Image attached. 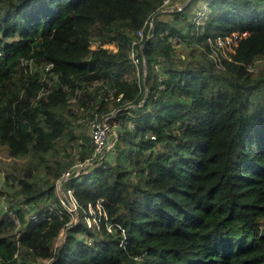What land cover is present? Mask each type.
Returning a JSON list of instances; mask_svg holds the SVG:
<instances>
[{"label":"trees","instance_id":"trees-1","mask_svg":"<svg viewBox=\"0 0 264 264\" xmlns=\"http://www.w3.org/2000/svg\"><path fill=\"white\" fill-rule=\"evenodd\" d=\"M199 1L160 11L162 0H0V155L19 184L0 209V264H264V62L252 69L264 59V0H210L196 24ZM155 14L137 67L130 44ZM234 33L223 53L218 40ZM175 38L217 56L194 66ZM72 96L96 112L130 105L112 149L126 147L66 182L81 220L56 247L68 218L46 203L59 202L56 181L74 163L60 145L83 137L90 155ZM101 198L112 231L85 220Z\"/></svg>","mask_w":264,"mask_h":264},{"label":"built area","instance_id":"built-area-1","mask_svg":"<svg viewBox=\"0 0 264 264\" xmlns=\"http://www.w3.org/2000/svg\"><path fill=\"white\" fill-rule=\"evenodd\" d=\"M189 0H162L159 10L160 11H170V10H178L180 11L184 6L187 5ZM197 15V14H196ZM195 15V16H196ZM149 26L148 34L145 35V28ZM154 27L153 18H148L144 25L138 29L135 33V38L130 44V55L138 67L140 64V52L142 53L143 40L145 36L150 38L152 34V30ZM246 33L244 32L243 35ZM238 35L234 33L232 36L226 37V39H219L218 44L222 47V45H229L232 48L233 44H237ZM174 45L177 44V38L173 41ZM53 67V63L49 62L45 65V70H50ZM42 79L49 80L47 75H43ZM121 95L117 97V100H120ZM120 109V108H119ZM117 109L114 112H98L93 113V117L89 118V127H90V139H91V152L90 155L85 157V159H76L73 164L69 165L62 173L61 177L56 181V193L59 197V202L57 203H46L51 212L58 211L59 214L62 215V218H68L65 227L62 228L59 233V237L65 234L67 235V230L78 224L81 220L80 216V204L78 199L76 198L73 190L70 187L66 186V182L71 177H77L82 173L86 172L88 169L93 167L95 161L99 163V161L103 160L104 157L108 154L110 149L113 147L114 141L118 138L120 134V125L115 122L117 113L119 111ZM151 138L155 136L151 134ZM104 162V161H103ZM100 162L99 164H102ZM103 199L97 200L95 203L89 202L86 210L84 211L86 216L85 220L87 225L91 229L100 230L102 228V224L104 223L106 228L109 231L113 230V227L116 223L111 222L108 219V211L103 203ZM32 220L39 219V215L36 211H33L30 215ZM124 232V229H122ZM57 247V244H56ZM44 264H51V260L47 259Z\"/></svg>","mask_w":264,"mask_h":264},{"label":"rangeland","instance_id":"rangeland-1","mask_svg":"<svg viewBox=\"0 0 264 264\" xmlns=\"http://www.w3.org/2000/svg\"><path fill=\"white\" fill-rule=\"evenodd\" d=\"M210 0H205L204 2H201V0L196 4L195 7V11H194V22L197 24L199 22H201L203 20V18L206 15V10H207V6ZM94 46H96L94 44ZM105 46H110V47H114L115 45L112 43L109 44H105ZM173 50L175 52V54L178 55H182L184 58L187 57L188 61L194 65H200L201 63H203L204 65H208L210 63V59H213L214 57H216V53H210L209 55L203 54L201 53V48L198 46V44L192 40V39H188L187 41L183 42V43H177L176 45H173ZM197 47V48H195ZM227 49H232L230 48L229 45H222V50L223 53L227 50ZM263 62L264 59H258L255 64L253 65L252 69L254 74L259 73V71L262 69L263 67ZM156 69L158 70L159 74V78L162 79L164 76V71H162L160 66H156ZM68 106L69 108L73 109L74 112V116L76 117V120L78 119V122H81L80 125L77 123L78 127H76L75 131L78 132V136H89L90 138V127H89V118H92L94 115L93 113H95V107L89 106L87 108H85L84 106H80L79 105V101L76 100V98H74V96H72L69 101H68ZM130 105H125L124 110L127 111V109L129 108ZM134 106V105H132ZM123 107H117L116 104L113 102V99L109 100V104H108V108L109 111L107 112H114L119 109L118 114H122L123 111ZM98 113V112H96ZM101 113H105V112H101ZM77 114V115H76ZM79 115V116H78ZM72 116V115H71ZM72 116V117H74ZM115 122H117V124H120V121L117 119H115ZM130 126V124H129ZM77 134V133H76ZM83 137H80L79 140L77 139H73L71 140L70 143L66 144V145H60V151H59V156L61 159H64L66 162L67 161H75L76 159H80V155H81V149L83 150L84 147L82 146L81 142H83ZM67 146V147H66ZM122 147H126V145L124 143H121V145L115 144L114 148L112 149L113 152L111 151V153L109 152L108 155H111L112 157H104L103 160L99 161L100 162H106L107 164H114L116 161V154L117 152L122 148ZM110 149V150H111ZM156 149V148H155ZM89 152H91V139L89 141V144L87 145V147L85 148V153L89 154ZM115 156V157H113ZM109 158V159H108ZM7 160L8 158H6L5 156L0 155V189L2 191V194L0 193V209L1 210H7V208H9L10 205H15L16 202V197H11L9 196V193L12 192H17V189L19 187L18 181H13L12 178L10 177V179L7 178V170H9V164H7ZM27 162L28 158H23V160H19V162ZM103 164V163H102ZM46 173H41L39 176L41 178H44L46 175ZM21 196V195H20ZM30 213H28L26 215V218H30L31 213H33V211L36 209L34 204L30 205ZM29 215V216H28ZM14 216V215H13ZM32 220V219H31ZM83 236H85L86 241H89V238L86 237L87 235L85 233L82 234ZM66 240L65 234L61 237H57V239H55V244H57V247L61 244H63ZM31 255V254H30ZM32 256V255H31ZM17 260L19 261V259L17 258ZM32 262H34V264H39L41 263L39 258L34 259Z\"/></svg>","mask_w":264,"mask_h":264},{"label":"water","instance_id":"water-1","mask_svg":"<svg viewBox=\"0 0 264 264\" xmlns=\"http://www.w3.org/2000/svg\"><path fill=\"white\" fill-rule=\"evenodd\" d=\"M157 14L154 15L153 20H155ZM261 235L264 236V226L261 229Z\"/></svg>","mask_w":264,"mask_h":264}]
</instances>
